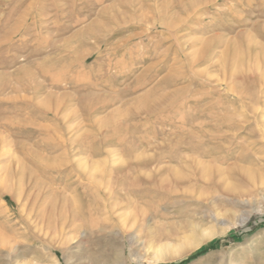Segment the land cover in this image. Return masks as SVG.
Returning <instances> with one entry per match:
<instances>
[{
	"label": "rangeland",
	"instance_id": "1",
	"mask_svg": "<svg viewBox=\"0 0 264 264\" xmlns=\"http://www.w3.org/2000/svg\"><path fill=\"white\" fill-rule=\"evenodd\" d=\"M172 263L264 264V0H0V264Z\"/></svg>",
	"mask_w": 264,
	"mask_h": 264
},
{
	"label": "bare ground",
	"instance_id": "2",
	"mask_svg": "<svg viewBox=\"0 0 264 264\" xmlns=\"http://www.w3.org/2000/svg\"><path fill=\"white\" fill-rule=\"evenodd\" d=\"M90 7V6H89ZM81 17V16H80ZM78 19V18H77ZM4 23V22H3ZM16 25H18V24H16ZM19 25H21V24H19ZM6 26V25H5ZM6 28V27H5ZM11 36V35H10ZM9 37V36H8ZM2 38V37H1ZM72 56V55H71ZM74 56V55H73ZM77 57V56H76ZM87 59V58H86ZM72 62V61H71ZM4 238V237H3ZM2 247H5V246H2ZM12 255V254H11Z\"/></svg>",
	"mask_w": 264,
	"mask_h": 264
},
{
	"label": "trees",
	"instance_id": "3",
	"mask_svg": "<svg viewBox=\"0 0 264 264\" xmlns=\"http://www.w3.org/2000/svg\"><path fill=\"white\" fill-rule=\"evenodd\" d=\"M172 264H174V263H172Z\"/></svg>",
	"mask_w": 264,
	"mask_h": 264
}]
</instances>
